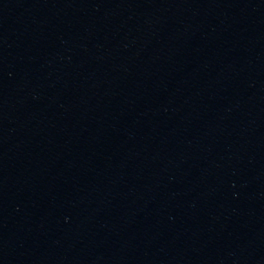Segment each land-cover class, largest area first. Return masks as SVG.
<instances>
[{"label":"water","instance_id":"obj_1","mask_svg":"<svg viewBox=\"0 0 264 264\" xmlns=\"http://www.w3.org/2000/svg\"><path fill=\"white\" fill-rule=\"evenodd\" d=\"M0 264H264V0H0Z\"/></svg>","mask_w":264,"mask_h":264}]
</instances>
